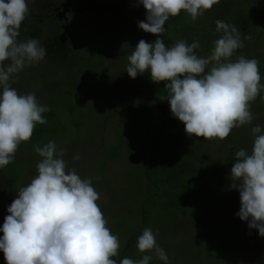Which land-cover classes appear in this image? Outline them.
<instances>
[{
    "label": "trees",
    "instance_id": "1",
    "mask_svg": "<svg viewBox=\"0 0 264 264\" xmlns=\"http://www.w3.org/2000/svg\"><path fill=\"white\" fill-rule=\"evenodd\" d=\"M50 2L27 0L29 14L19 30V41L38 39L46 55L38 64L18 73L11 87L18 94L35 93L38 102L49 111L43 114L47 123L38 124L31 140L19 146L14 162L0 169V227L17 191L28 184L27 166H36L42 159L33 145L55 141L60 146L64 140L77 145L81 138L92 136L95 144L78 152L83 164L72 162L69 169L75 168L82 179L92 178L96 191L105 183L116 186L110 208L106 209L115 212L107 219V226L120 239L118 261L126 257L139 259L137 238L145 228H151L157 233V244L164 250L170 248L166 254L175 252L174 261H185L190 256L202 261L218 250L227 252L226 259L220 260L218 255L215 264H241V258L264 264V237L236 215L240 195L231 188L230 179L235 153L240 149L251 151V128L259 125L264 129V102L259 100L264 97V90L251 104L255 116L252 125L234 128L223 141L189 137L184 124L171 115L164 82L153 83L150 72L132 79L123 67L116 73L108 69L111 60L106 61L103 52L109 45L119 57L114 62L116 70L124 60L128 65L127 58L141 39L151 43L158 38L138 27V22H146V10L138 5V0H126L123 5L128 9L122 6L119 13H106L110 17L101 23L97 40L92 38L94 43L81 45L83 53L75 51L76 40L69 37L61 43L54 31H49L54 25L42 16ZM217 20L235 26L241 33L244 47L236 50L231 59L235 61L240 55L257 59L264 84V0H219L191 22H186L182 11L166 22L161 38L168 47L179 40L189 45L199 41L200 49L194 51L198 56H207L213 41L221 35L216 32ZM247 35L250 40L244 39ZM58 72L61 79L54 77ZM50 73L54 75L48 76ZM42 74L47 75L46 81L28 86L30 80ZM103 117H108V125L113 126L109 130L113 131L111 139L98 126ZM88 165L94 169L91 175L84 173ZM209 217L219 219L216 227L208 228L210 233L215 227L217 238L200 247L199 239L205 237L202 231L208 227ZM203 247L207 248L205 254L200 253ZM158 261L154 256L150 264ZM0 264H6L2 251Z\"/></svg>",
    "mask_w": 264,
    "mask_h": 264
},
{
    "label": "clouds",
    "instance_id": "2",
    "mask_svg": "<svg viewBox=\"0 0 264 264\" xmlns=\"http://www.w3.org/2000/svg\"><path fill=\"white\" fill-rule=\"evenodd\" d=\"M217 3L138 0L146 10V22H138V27L158 38L138 42L127 58L126 72L132 79L150 72L153 83L164 82L171 115L184 124L189 137L223 141L234 128L252 125L255 119L251 104L264 90L259 61L243 55L231 59L244 42L238 29L223 20L215 22L221 35L207 56L194 51L200 49L199 41L189 45L179 40L168 47L161 38L170 17L183 11L186 22L195 21ZM28 14L27 0H0V169L14 162L19 146L31 140L38 124L47 123L43 114L49 108L38 102L35 93L18 94L11 87L18 73L46 55L38 39L18 40ZM251 132V151L235 153L231 188L240 195L236 215L264 237V129L256 125ZM33 150L42 158L36 165L37 174L17 191L0 227V251L6 264H150L154 256L171 264L151 228L137 238L140 258L118 261L120 239L107 226L92 178L82 179L75 168L69 169L65 150H58L55 141L33 145Z\"/></svg>",
    "mask_w": 264,
    "mask_h": 264
},
{
    "label": "rangeland",
    "instance_id": "3",
    "mask_svg": "<svg viewBox=\"0 0 264 264\" xmlns=\"http://www.w3.org/2000/svg\"><path fill=\"white\" fill-rule=\"evenodd\" d=\"M29 2H31L32 0H28ZM40 1V0H38ZM44 1H49V0H44ZM58 0H51L52 4H55ZM126 0H92L91 3L96 6L95 9H90V10H86L83 11L81 14H70L69 19H71V24L69 26L68 29V35L69 37H71L74 41L76 40L77 42H75V51L78 53H83V49L81 48V45L84 46L88 43H94L93 39L97 40V33H99L101 31V23L104 22L106 19H108L110 16H106V13H108L109 15H111V13H119V11L123 8H127V5H123L125 3ZM80 2H84V1H80ZM104 15V20L101 19V17L103 18ZM108 17V18H107ZM107 21V20H106ZM45 28V27H44ZM50 30L52 31H57V29L55 28V26L50 27ZM49 31H46L45 33L47 34ZM44 33V34H45ZM93 33V34H92ZM114 48L110 47L104 50V57L106 58V61H110L108 66V69L110 71V73L113 72H120L121 71V67H123L124 69L127 68V65H125L127 63L126 60H124V63L122 62L121 66H119L116 70L113 68L114 67V63L115 61H119V57L117 58V54L114 53ZM105 61V62H106ZM5 63H8L7 61ZM108 73V74H110ZM54 74L48 75V76H53ZM54 77H56V79H61L59 76V72L58 74L54 75ZM47 75L46 74H42L40 75L38 78H35L34 80H30L29 81V85L31 87L36 86V84L38 83H42L44 81H46ZM45 79V80H44ZM61 80L59 81V85ZM31 84V85H30ZM49 84V82H47V85ZM100 98L102 97V92L100 91V93H98ZM259 100L261 101V97L259 98ZM257 107V106H256ZM261 107V106H260ZM259 107H257L258 109ZM262 108V107H261ZM263 109V108H262ZM258 113V110H257ZM102 119V120H101ZM101 119H98V121L101 120V123L98 124V126L101 128L103 127V129H101L103 131V134H105L107 132V139H111L113 137V131H109L112 129L113 126H109L108 122H109V118L108 117H103ZM116 122H119V118L116 119ZM104 125V126H103ZM106 128V129H105ZM95 144V139L92 136H87L85 139L81 138V140L79 142H77V145H72L70 141L68 140H64L62 142V144L60 146H57L58 150H65V155H64V159L67 161L68 164V168L69 165L74 162L77 165H81L83 164V158L80 157L79 160H74L73 157L76 155H79V151L81 149L86 150L88 149L89 146H93ZM80 156V155H79ZM30 161H34L32 160V157H29ZM40 161V160H39ZM94 172V169L90 168V165L86 166V168H84V173L87 175H91ZM36 166L32 165V166H27V178L26 181L27 183H30L32 178H34V176L36 175ZM79 175V174H78ZM110 184H103L99 187V190L97 191L99 193L100 199L97 201L99 207L101 208L104 217L106 218V220L110 217H112L114 215L115 212H111L108 211L109 209H106L107 207L110 208L109 205V201L111 202L115 193L114 187H111ZM234 208H237L236 206H234ZM230 210V209H229ZM228 214H232V212H227ZM237 213V211H236ZM208 227L204 226V230L202 231L205 235V237H203V240L201 241L199 239V243H200V247L201 244H206L208 243V241H213L216 240L217 238V232L215 230V225L218 224L219 219L218 218H210L208 219ZM215 226L214 230H211L210 233H208L210 230H208L209 226ZM202 229V228H201ZM194 228L193 230L190 231V233H194ZM217 241H219L217 239ZM205 249H207L206 247H203L200 251V253L203 252V254H205ZM166 253L170 251V248L168 247V249L164 250ZM172 251V250H171ZM174 253L172 251L171 254H168L167 256L169 257V260L171 262V264H203L204 262L210 263V264H215L217 263V261H219L217 258V256L221 255V259L220 260H225L226 257V253L217 251H213L212 253H210L209 255H207V257L202 260V261H198V259L193 258L192 256L185 258V261H183V259H179L180 261L178 262L177 260L174 261L173 260V256ZM176 258L177 254H176ZM203 262V263H202ZM252 261H250L248 258L246 260V258H241V264H253L251 263ZM155 264H164L163 261H158V263Z\"/></svg>",
    "mask_w": 264,
    "mask_h": 264
},
{
    "label": "flooded vegetation",
    "instance_id": "4",
    "mask_svg": "<svg viewBox=\"0 0 264 264\" xmlns=\"http://www.w3.org/2000/svg\"><path fill=\"white\" fill-rule=\"evenodd\" d=\"M80 1L82 0H58L55 4H52V2H50L49 6L45 10H43L42 18L45 19L46 21H49L51 25H54L55 28L58 30V31L55 30L53 33L54 35H56V38L58 37L59 33L62 31V25L66 22L67 26L65 29V40L64 41L68 40L69 38L68 23L70 22V19H69L70 14H81L83 11L95 9V6L91 2L88 1L86 3V0L84 2H80ZM62 5L64 6L63 9L65 8L64 9L65 11H63V14L60 15ZM75 5H82L86 8L82 9L80 13L73 12L72 8ZM34 16H36V14ZM49 31L51 32L52 30H49Z\"/></svg>",
    "mask_w": 264,
    "mask_h": 264
},
{
    "label": "water",
    "instance_id": "5",
    "mask_svg": "<svg viewBox=\"0 0 264 264\" xmlns=\"http://www.w3.org/2000/svg\"><path fill=\"white\" fill-rule=\"evenodd\" d=\"M63 5H62V9H61V13H60V15H62L63 14V11H65L64 9H63ZM86 7H84V6H82V5H75L73 8H72V11L73 12H77V13H80L81 11H82V9H85ZM65 29H66V23H64L63 25H62V31L59 33V35H58V37H57V39L59 40V42H61V43H64V40H65Z\"/></svg>",
    "mask_w": 264,
    "mask_h": 264
}]
</instances>
